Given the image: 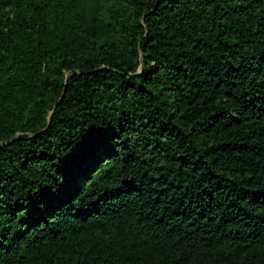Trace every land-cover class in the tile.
Here are the masks:
<instances>
[{
	"label": "trees",
	"instance_id": "1",
	"mask_svg": "<svg viewBox=\"0 0 264 264\" xmlns=\"http://www.w3.org/2000/svg\"><path fill=\"white\" fill-rule=\"evenodd\" d=\"M0 264H264V0H0Z\"/></svg>",
	"mask_w": 264,
	"mask_h": 264
}]
</instances>
